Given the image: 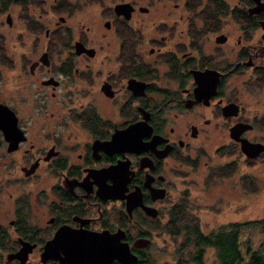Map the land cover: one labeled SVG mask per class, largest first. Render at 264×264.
Here are the masks:
<instances>
[{
    "label": "flooded vegetation",
    "instance_id": "af4514ba",
    "mask_svg": "<svg viewBox=\"0 0 264 264\" xmlns=\"http://www.w3.org/2000/svg\"><path fill=\"white\" fill-rule=\"evenodd\" d=\"M84 1L42 0L54 13L42 15L44 24L27 8V28L43 32L42 49L16 56L19 84L13 94L0 93L16 117L0 120V264L73 263L80 234L115 233L136 256L129 264H149L154 230L171 232L188 211V189L177 187V176L199 165L210 131L218 129L219 149L232 148L250 165L264 159V151L248 157L240 148V138L264 144L257 134L264 95L251 100L264 93V10L250 13L253 0L216 11V24L204 23V0H165L172 5L166 10L153 0H114L93 29L69 24ZM122 3L130 4L127 17L115 11ZM220 17L235 20L238 34ZM207 31L217 48L231 44L229 60L207 54ZM76 42L88 51L77 53ZM194 70L201 72L200 99ZM209 73L217 76L212 90L204 88ZM204 89L211 91L206 99ZM230 162L218 169L228 172ZM231 223L216 228L228 231ZM240 227L227 243L239 257ZM138 239L150 241L139 246ZM49 242L57 257L42 259ZM257 249L243 248L249 258ZM239 257L232 264H242Z\"/></svg>",
    "mask_w": 264,
    "mask_h": 264
},
{
    "label": "rangeland",
    "instance_id": "374dc122",
    "mask_svg": "<svg viewBox=\"0 0 264 264\" xmlns=\"http://www.w3.org/2000/svg\"><path fill=\"white\" fill-rule=\"evenodd\" d=\"M41 1L20 0L10 3L11 5H8L5 10L0 11V93L2 96L10 92L13 94L19 84L17 68L19 60L16 56L21 55L25 50L30 51L28 54L33 52L36 55L42 49L43 32H30L31 30L26 25V20H30L27 8L34 17L39 16L38 19L43 24L42 15L48 17L54 15L50 6L46 3L42 4ZM113 1L102 0L101 4L92 0L84 1L80 9H77L72 14L69 24L83 23L93 29L94 24L98 22L100 17V10L108 4L112 5ZM138 1L146 3L150 0ZM153 2L156 9H158V6L161 10L172 7L171 3L168 4L165 0H153ZM209 2L210 0H204V23L216 24L217 19H213L206 14ZM225 2L229 8L240 6L236 0H226ZM7 12L12 15L11 25L6 22ZM234 18L236 19V17ZM233 21L236 23L235 20ZM233 21L220 17L218 23L223 24L225 30H229L231 34L236 35L238 32L237 29H234ZM92 22L95 23L92 25ZM145 22L154 23L150 19ZM214 36L215 33L206 32L207 54H213L218 56V58L223 57L225 60H229L232 57L228 49L231 44L217 48L214 43ZM34 47L36 48L35 50H33ZM263 95L264 93L261 94V91L257 90L251 100L254 102L258 97H263ZM257 134L264 138V131L257 130ZM219 139L217 128L210 131L207 139V149L204 150V157L202 155L199 165L196 168L185 165V172H180V175L177 176V187H186L188 189L186 201L189 206L183 217L188 220L187 222H196L203 232L216 229L219 224L229 222L242 223L243 225H240L241 227L238 231L242 243V256L244 261H247L249 258L248 252L247 250L244 251L243 248L248 247L253 250L264 242V232L260 224V221L264 218V159L250 165V163L244 161V158H240L232 148H228L227 151L219 149ZM227 152L230 153L226 157H220ZM227 160L235 161L234 165L233 162L229 163L231 168L227 170L228 172L218 169L220 163ZM249 177H252L253 181H250ZM254 221L255 223L250 225ZM153 239L152 246L149 248L151 253L149 264L218 263L215 250L209 247L206 248L202 261L200 263L195 262L193 260L194 248L192 244L182 249L180 246L182 244V236L172 235L170 231H163L158 227L154 230ZM244 252H246V255Z\"/></svg>",
    "mask_w": 264,
    "mask_h": 264
},
{
    "label": "water",
    "instance_id": "95a60500",
    "mask_svg": "<svg viewBox=\"0 0 264 264\" xmlns=\"http://www.w3.org/2000/svg\"><path fill=\"white\" fill-rule=\"evenodd\" d=\"M254 4L249 7L248 11L250 13H258L261 10H264V0H253ZM115 11L119 14H124L126 17L128 16V8H130V4L128 3H122V4H116L114 6ZM7 21L10 22V15L7 14ZM264 24V22H263ZM224 37L221 35L217 36L216 40L221 41L223 40ZM75 51L77 53L81 51H88V48H86L81 42H76L75 44ZM46 53H42L40 56L43 57L45 56ZM194 78L196 82L198 83V92L195 90V95L196 98L200 99L201 98V72L194 70ZM208 77V80L205 78ZM204 76V88L206 89H211L214 88L215 85V80L217 79V76L214 78V75L209 73L207 76ZM212 80V82H210ZM204 89V99L208 98L211 94V91H207ZM15 115L13 111L6 105L0 102V120H14L15 121ZM9 127V126H8ZM11 127V126H10ZM244 127L239 126L236 127V132L239 133ZM129 129V128H128ZM232 130H235L233 128ZM130 132V129H129ZM116 137V135H114ZM130 138H128L127 141H129ZM116 140L120 141L119 136L116 137ZM240 148L241 151L248 157H254L258 155L261 151H264V144L260 142H251L245 138H240ZM152 215H155V212L151 213ZM118 233H115L111 238L104 237V236H98V235H90V236H83L80 234L79 237L75 239L76 246L75 249V255H74V260L73 263L70 262V259H63L64 264H110L111 260L117 259L123 264H129L131 262L136 261V256L133 254L129 246L126 242L121 241L119 236L116 237ZM150 240L148 239H138L136 240V245L139 246H144L147 243H149ZM52 242V241H51ZM51 242L46 244L44 246V249L41 253L42 259L47 257V256H53L57 257L56 249L51 246ZM54 251L53 253L50 252ZM74 249V250H75ZM25 251V246H22L20 250L15 253V256L20 257L21 254ZM12 256V255H11Z\"/></svg>",
    "mask_w": 264,
    "mask_h": 264
},
{
    "label": "trees",
    "instance_id": "16d2710c",
    "mask_svg": "<svg viewBox=\"0 0 264 264\" xmlns=\"http://www.w3.org/2000/svg\"><path fill=\"white\" fill-rule=\"evenodd\" d=\"M20 0H0V11L5 10L8 5L12 2H18ZM227 4L223 0H210L207 8L209 9L208 15L213 19H216V11L225 9ZM215 21V20H214ZM188 220L183 219V221L179 222L181 226L178 224L175 227H171L172 234L183 233L182 236V249L184 246L190 244L189 242H193V247L197 246L196 253L194 252V258L200 259L201 255L204 251V246L213 247L216 252V257L218 260L217 264H232V261L235 258L239 257L238 251L236 250V246L233 245V250H230L227 245L228 241H234V236H228L230 233H234V231L238 228V226L243 225L242 223L234 222L231 223L230 230L224 231L222 229H211L207 233L203 232L199 225L195 223L187 222ZM261 229L264 232V218L260 221ZM183 231V232H181ZM191 235V236H190ZM192 237V238H191ZM192 244V243H191ZM252 256L249 260L243 263V258L240 255L239 260L242 264H264V242L258 247L257 251L252 252Z\"/></svg>",
    "mask_w": 264,
    "mask_h": 264
}]
</instances>
